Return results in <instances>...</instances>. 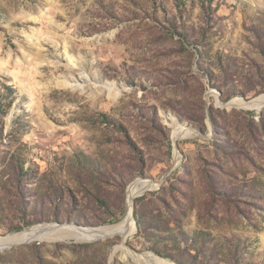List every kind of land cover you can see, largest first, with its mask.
I'll return each instance as SVG.
<instances>
[{"label":"rangeland","instance_id":"obj_1","mask_svg":"<svg viewBox=\"0 0 264 264\" xmlns=\"http://www.w3.org/2000/svg\"><path fill=\"white\" fill-rule=\"evenodd\" d=\"M262 93L264 0H0V237L117 223L149 179L129 250L264 264V104L226 106ZM120 240H35L0 264H138Z\"/></svg>","mask_w":264,"mask_h":264},{"label":"bare ground","instance_id":"obj_2","mask_svg":"<svg viewBox=\"0 0 264 264\" xmlns=\"http://www.w3.org/2000/svg\"><path fill=\"white\" fill-rule=\"evenodd\" d=\"M82 81H86L85 77L80 76ZM218 104L224 105L218 101ZM264 104V93L252 98L251 100H244L242 98H236L226 104L230 107L232 105L256 108ZM193 130L189 127L178 125L174 123V137L182 135H190ZM159 183H156L149 179H137L132 182L127 189L126 198V215L122 220L117 223L101 226H80L74 223H52L44 224L30 229H24L13 234H9L5 237H0V252L6 248L19 245L21 243H29L35 240L40 241H57V240H75V241H95L99 239H106L108 237H120L119 244L115 249L119 247L123 248L135 262L138 264H175L174 262L160 258L151 252L146 253H134L126 247L125 241L127 237L134 233L136 229L135 221L133 218V202L137 195L144 193L149 189L157 187ZM116 251V250H115ZM115 251L111 254L113 257Z\"/></svg>","mask_w":264,"mask_h":264},{"label":"trees","instance_id":"obj_3","mask_svg":"<svg viewBox=\"0 0 264 264\" xmlns=\"http://www.w3.org/2000/svg\"><path fill=\"white\" fill-rule=\"evenodd\" d=\"M252 115H255L254 112H250ZM110 223H113L115 222V220H112V221H109ZM139 223V221H137ZM140 224V223H139ZM154 250V249H152ZM157 254H159L160 256H163L165 258H170L172 260H174L177 264H182L181 261L177 258H175L174 256H172L170 253H166V252H163V251H160V250H154Z\"/></svg>","mask_w":264,"mask_h":264},{"label":"water","instance_id":"obj_4","mask_svg":"<svg viewBox=\"0 0 264 264\" xmlns=\"http://www.w3.org/2000/svg\"><path fill=\"white\" fill-rule=\"evenodd\" d=\"M251 100V99H250ZM249 101V100H248Z\"/></svg>","mask_w":264,"mask_h":264}]
</instances>
